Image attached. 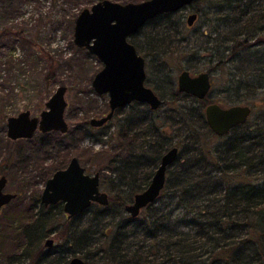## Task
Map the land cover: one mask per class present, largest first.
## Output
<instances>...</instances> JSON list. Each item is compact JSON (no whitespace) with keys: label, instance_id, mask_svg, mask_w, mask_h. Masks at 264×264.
Listing matches in <instances>:
<instances>
[{"label":"trees","instance_id":"16d2710c","mask_svg":"<svg viewBox=\"0 0 264 264\" xmlns=\"http://www.w3.org/2000/svg\"><path fill=\"white\" fill-rule=\"evenodd\" d=\"M94 1H79V7ZM210 6L222 12L224 39L233 40L231 50L236 53L230 59L237 60L239 72L232 77L235 92L230 100L249 104L240 90L256 93V86L264 82V57L245 52L252 45L264 47L262 36L253 31V25L260 21L259 28L264 29V0H216L210 1ZM177 11L157 14L145 22L143 26L150 25L145 47L135 34L130 35L129 40L146 55V68L150 69L162 52L173 51L175 44L181 48L184 39L190 43L187 36L175 38L184 30L179 25H185L172 17ZM75 16L69 19L72 30ZM248 32L255 35L250 44H246V36L237 37ZM11 33L30 46L36 44L21 31L4 28L0 37ZM39 58L47 67L43 76L46 88L55 77L58 60L42 48ZM153 89L162 98L156 109L132 101L117 107L108 125L93 127L85 121L64 133L42 132L67 133L71 138L80 130L101 143L100 148L88 146L76 156L80 163L88 162L99 172L100 187L107 189L109 201L91 202L78 215L81 219L76 224L67 219H58L55 224L59 211L51 213V207L40 203L18 229L24 253L46 258L39 248L43 238L53 232L65 246L58 249L55 264L65 261L67 252L80 253L85 264H264V110L251 119L254 112L250 103L251 112L243 123L217 135L208 127L203 112L210 100L208 94L198 99L178 91L171 79H162ZM179 98L190 99L198 106L176 103ZM167 102L176 104L161 115L160 107ZM105 107L108 109V103ZM174 144L178 154L166 169L163 188L155 200L131 216L124 205L148 184L162 153ZM62 151L56 162L39 173L43 182L73 156ZM38 200V194H34L33 203ZM55 205L61 211L62 203Z\"/></svg>","mask_w":264,"mask_h":264},{"label":"rangeland","instance_id":"374dc122","mask_svg":"<svg viewBox=\"0 0 264 264\" xmlns=\"http://www.w3.org/2000/svg\"><path fill=\"white\" fill-rule=\"evenodd\" d=\"M79 1L85 0H0V30L5 28L13 32L21 31L24 37L31 38L36 43L30 46L13 33L0 37V173L4 172L8 177L5 189L19 194L16 199L0 209V264L56 263L57 252L52 253L54 249L65 247L61 243L62 238L50 232L47 237L54 238V244L51 247L43 245V238L40 250L49 255L42 258L39 255L30 256L24 253V242L18 234V229L23 222L30 218L31 212L38 209L40 202L33 203V195L39 194L44 185L39 173L52 162H56L62 150L68 151L70 155L79 156L83 148L92 146L98 149L101 146L99 141L93 140L91 136L80 130L76 132V135L74 134L75 137L71 138L67 133L66 136L55 133L43 135L39 130L29 139H11L6 134L8 115L16 114L26 108L31 114L38 115L45 107V101L49 95L61 83L67 86L65 118L71 127L82 126L91 116H99L106 112L108 94L96 92L91 85V79L102 66V61L94 53L81 49V46L73 42V30L69 27L71 16L77 14L82 7L91 5V3H82L83 6L79 7L81 4ZM210 1L216 0L193 2L172 16L183 20L185 24L184 27L179 25V28L184 30L176 33L175 38L178 39L184 35L189 38L190 43H186L184 39L181 48L176 47L175 44L173 51H164L159 54V59L152 61L150 69L146 68L148 77L146 83L154 87L162 79H171L175 88L177 74L182 68H188L192 72L210 69L211 88L208 93L210 100L224 105L246 103L230 100L235 92L232 77L234 73L239 72L236 68L237 60L230 59L234 58L236 53L231 50L233 40L224 39L222 12L212 10ZM195 9L200 10V17L193 26L187 28L186 14ZM260 25L261 21L256 22L253 25V31L257 32L256 35L264 36V29L259 28ZM149 27L150 25L147 24L132 33L136 35V40L142 47L146 46L145 36L149 33ZM244 36H246V44L255 40V35L251 32L240 33L237 37ZM258 45L250 46L245 52H253L255 55L258 54L259 59H263L264 47ZM40 48L58 60L55 77L46 88L43 76L47 67L44 59L39 58ZM139 52L146 58L142 50ZM255 81L251 84L254 85ZM256 87V93L251 90H240L241 97L248 99V103L252 105L254 113L250 114L251 119L256 118L259 111L264 110V82L262 86ZM155 91L158 93L157 90ZM253 101L256 106L253 105ZM176 103L198 106L197 102L190 99L179 98ZM176 103L163 104L160 107V114L163 115ZM108 127L106 126L105 129ZM93 131L97 132L94 129ZM67 162L68 160L65 165ZM81 164L87 172H95L90 163L81 161ZM101 189L107 190L102 186ZM50 212L54 214L58 212L55 224L59 220L66 219L76 224L81 219L80 216L66 218L63 209L61 208L60 211L57 205L52 206ZM75 254L80 255L78 252H67L63 256L67 259Z\"/></svg>","mask_w":264,"mask_h":264},{"label":"water","instance_id":"95a60500","mask_svg":"<svg viewBox=\"0 0 264 264\" xmlns=\"http://www.w3.org/2000/svg\"><path fill=\"white\" fill-rule=\"evenodd\" d=\"M194 0H137L119 2L116 0H96L90 6L82 7L74 18L73 42L94 53L102 66L91 79L93 89L108 94L109 110L100 116H91L89 123L100 125L107 121L119 106L136 100L145 102L156 109L162 100L157 92L145 84V60L129 35L139 30L147 20L157 14L175 11ZM196 12L187 15V23L192 24ZM211 86L207 70L190 73L187 68L177 74V89L204 98ZM67 86L61 83L45 101L39 114H31L29 109L20 110L7 116L6 134L15 139L31 137L36 130L42 132L57 130L66 132L69 122L65 118ZM251 112L246 103L224 105L209 101L204 106V116L208 127L217 135L227 133L233 126L243 123ZM178 154V146L166 149L155 168L150 181L132 200L124 205L131 216H136L148 203L156 199L164 186L166 169ZM99 172L89 173L73 155L63 167L56 168L45 180L40 199L43 204L62 202L63 210L69 215L84 210L91 202L107 204L106 190L101 189ZM5 174L0 175V206L15 196L14 192L3 191ZM47 238L45 243L51 244ZM64 264H84V259L74 255Z\"/></svg>","mask_w":264,"mask_h":264},{"label":"flooded vegetation","instance_id":"af4514ba","mask_svg":"<svg viewBox=\"0 0 264 264\" xmlns=\"http://www.w3.org/2000/svg\"><path fill=\"white\" fill-rule=\"evenodd\" d=\"M195 1V0H194ZM193 1V2H194ZM192 2V3H193ZM189 4H191V3H189ZM185 6H188V4L187 5H184L183 7H181L180 9H182V8H184ZM180 9H178V10H180ZM196 12V18L194 19V21L192 22V24H188L187 23V15L190 13V12ZM200 17V13L198 12V10L197 9H195V10H191V11H189V12H187V14H186V17H185V20H186V26H189V27H191V26H193L194 25V23L196 22V20L198 19ZM129 39V38H128ZM262 40L264 39V36H262V38H261ZM137 49V48H136ZM138 51V50H137ZM139 52V51H138ZM140 53V52H139ZM144 60H145V64H146V58L144 57ZM144 64V67H145V71H146V65ZM183 69V68H182ZM188 69V68H187ZM189 70V69H188ZM203 70V69H202ZM204 70H206V69H204ZM190 71V70H189ZM199 71H201V70H199ZM208 71V70H207ZM198 71H196V72H192V71H190V73H192V74H194V73H197ZM209 72V71H208ZM209 75H210V72H209ZM210 80H211V77H210ZM144 81H145V84H147L146 82H147V74H146V76H145V79H144ZM148 85V84H147ZM150 86V85H149ZM176 89H177V78H176ZM153 88V87H152ZM210 88H211V86H210ZM178 90V89H177ZM179 91V90H178ZM209 91H210V89H209ZM209 91H208V93H209ZM181 92H184V91H181ZM186 93V92H185ZM207 93V94H208ZM207 94H206V96L204 97V98H206L207 97ZM194 96V95H193ZM196 97V96H195ZM161 98V97H160ZM196 98H198V97H196ZM204 98H198V99H204ZM161 100H162V98H161ZM133 101H136V100H133ZM209 101H213V100H209ZM208 101V102H209ZM132 102V101H131ZM131 102H129V103H131ZM140 102V101H139ZM208 102H206V103H208ZM218 102V101H217ZM128 103V104H129ZM145 103V102H144ZM205 103V104H206ZM128 104H126V105H128ZM147 104V103H146ZM161 104H162V102H161ZM160 104V105H161ZM148 105V104H147ZM149 106V105H148ZM205 106V105H204ZM158 108V107H157ZM152 109V108H151ZM109 110V104H108V109L106 110V112ZM105 112V113H106ZM105 113H103V114H105ZM114 114H115V110H114V112H113V114H112V116L107 120V121H105L104 123H102V124H100V125H92V124H90L89 123V119L86 121L90 126H93V127H99V126H102V125H106L107 124V122L110 120V119H112L113 118V116H114ZM11 115V114H10ZM102 115V114H101ZM100 116V115H99ZM7 119V118H6ZM69 127H70V124H69ZM69 129V128H68ZM37 131V130H36ZM35 131V132H36ZM40 131V130H39ZM51 131V130H50ZM34 132V133H35ZM42 132V131H41ZM45 132H48V131H45ZM62 133V132H61ZM64 133V132H63ZM34 135V134H33ZM32 135V136H33ZM31 136V137H32ZM10 138V137H9ZM18 138H30V137H18ZM12 139V138H11ZM15 139H17V138H15ZM175 145V144H174ZM159 161H160V159H159ZM65 166V165H64ZM1 174H5L4 172H1L0 173V175ZM5 176H6V183H7V181H8V177H7V175L5 174ZM46 180V179H45ZM6 183H5V185H6ZM44 183H45V181H44ZM44 186V185H43ZM3 191H11V190H6L5 189V186L3 187ZM11 192H14L15 193V196L13 197V198H11L10 199V201H8L7 203H5V204H3V205H1L0 206V209L4 206V205H6V204H8L9 202H11L12 200H14V199H16L18 196H19V194L16 192V191H11ZM40 195H41V192L38 194V197H39V202L40 203H42L41 202V199H40ZM57 202H61L60 200L59 201H57ZM57 202H54V203H48V204H43L44 206H46V207H52V206H54ZM39 203V204H40ZM62 203V202H61ZM98 203V202H97ZM89 206V205H88ZM87 206V207H88ZM62 209H63V206H62ZM64 211V210H63ZM83 211V210H82ZM82 211H80V212H78V213H76V214H72V215H69V214H67L66 212H65V217L66 218H72V217H77ZM47 238H51L52 239V242H51V244H46L45 243V241H46V239ZM53 244H54V238L53 237H45V239H44V242H43V245L45 246V247H47V246H53ZM40 247V246H39ZM42 248V247H41ZM39 250H40V248H39ZM55 251H54V253H52V254H55L56 252H58V248L57 249H54ZM43 254H45V255H49L47 252H44L43 251ZM75 255H78V254H75ZM72 256H74V255H72ZM71 256V257H72ZM78 256H80V255H78ZM40 257V256H39ZM81 257V256H80ZM62 258V257H61ZM70 258V257H69ZM69 258H67L65 261H63V262H61V263H59V264H64L65 262H67L68 261V259ZM84 264H85V261H84Z\"/></svg>","mask_w":264,"mask_h":264}]
</instances>
